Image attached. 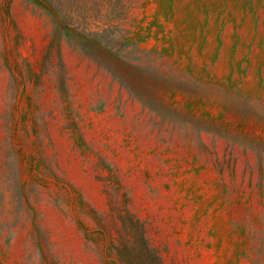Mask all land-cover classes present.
Wrapping results in <instances>:
<instances>
[{
  "label": "rangeland",
  "instance_id": "rangeland-1",
  "mask_svg": "<svg viewBox=\"0 0 264 264\" xmlns=\"http://www.w3.org/2000/svg\"><path fill=\"white\" fill-rule=\"evenodd\" d=\"M0 264H264V0H0Z\"/></svg>",
  "mask_w": 264,
  "mask_h": 264
}]
</instances>
